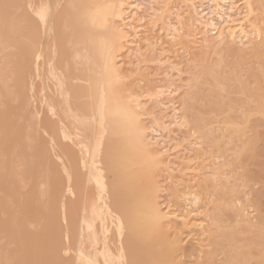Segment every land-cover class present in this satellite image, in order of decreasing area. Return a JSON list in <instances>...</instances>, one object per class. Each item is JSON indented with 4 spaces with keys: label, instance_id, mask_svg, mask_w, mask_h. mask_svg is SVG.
Returning a JSON list of instances; mask_svg holds the SVG:
<instances>
[{
    "label": "bare ground",
    "instance_id": "1",
    "mask_svg": "<svg viewBox=\"0 0 264 264\" xmlns=\"http://www.w3.org/2000/svg\"><path fill=\"white\" fill-rule=\"evenodd\" d=\"M125 1L0 0V264H180L182 241L171 236L168 221L181 219L182 225L198 227L208 235L209 230L203 229L198 219L190 223L189 214H184L187 211L178 215L161 207L158 172L162 167H170L168 163H177L171 158L167 163L161 151L152 149L147 128L139 117L140 96L127 86V77L117 64V52L124 48L125 41L129 42V34L122 28L128 25L125 12L129 9H124ZM187 1L197 9L192 0ZM244 1L248 9L246 20L251 23L249 16L255 13L256 0ZM220 3L215 5L218 7ZM140 5L137 3L136 8H141ZM228 13H224L226 18L232 15ZM202 14L197 19L193 16L196 20L192 21L205 27L201 30L204 34L200 32L204 44L210 42L208 33L213 29H217L213 36L220 44L249 36L246 25L238 20L236 23L235 17L220 29L214 16L206 14L210 18L204 19ZM128 27L135 36L141 30L133 24ZM173 30L174 36H180V29ZM199 44L202 47L203 43ZM163 90L156 89L154 95L158 93L155 95L158 98L165 93ZM194 93L189 97L193 103L201 100V104H206L203 96L207 94ZM214 94L208 95V104L219 103ZM176 111L175 117L180 114ZM195 120L196 127L204 125L201 108ZM236 127L242 137L244 126L238 123ZM68 137L76 142L75 147L69 145ZM257 140L253 143L243 139V147L236 151L238 158L248 146L255 149ZM56 150L61 155L59 160L54 157ZM178 169L185 173L184 169ZM199 178L202 177L196 179ZM204 178L206 184L215 180L207 183L208 178ZM25 182L31 184L27 191L22 190ZM191 183L187 185L188 192L183 193L184 200L186 205L196 206L202 195ZM200 185L197 181L198 188ZM101 201L103 205L97 203ZM216 211L221 215V211ZM219 215L215 217L217 223L226 217ZM224 234L220 238L226 237ZM215 242L212 238L207 243ZM231 247L229 250H233L234 246Z\"/></svg>",
    "mask_w": 264,
    "mask_h": 264
},
{
    "label": "rangeland",
    "instance_id": "2",
    "mask_svg": "<svg viewBox=\"0 0 264 264\" xmlns=\"http://www.w3.org/2000/svg\"><path fill=\"white\" fill-rule=\"evenodd\" d=\"M192 1L198 6L196 10L187 0H126L124 9H129L125 12L127 13V15L125 14L127 17L125 21L128 25H122L123 27H121L125 33L127 32L126 35L129 34L130 37H127L129 42H124L127 48L124 46L121 51L117 52V64L128 78L125 79L127 86L131 89L134 88L138 92L135 93L140 96L138 98V101H141V106L138 107L139 117L147 128V135L149 134L147 137L152 149L155 148V151H161L167 163L170 158L177 163L173 165L172 162L173 166L168 163L170 167H162L158 172L159 201L162 203V209L175 212L178 215L189 214L190 223L198 219L199 222L197 221V223L201 222L204 226L203 229L209 230V232L206 230L208 232L206 236L198 227H194V229L192 226L182 225L181 219L168 221L170 224L167 223V227L170 228L171 236L180 237V241H182L181 252L179 251L178 254L179 263L264 264V0H256L255 13L253 12L249 16L251 23L246 20L245 15H247L248 9L244 0ZM129 2H131V5ZM217 2H221L219 8L215 5ZM137 3L138 5L141 3V8H136ZM132 4L134 7L130 8V6H133ZM231 6L234 11H231ZM217 8L218 10H215ZM227 8L228 10L231 8L230 11L226 10ZM214 10L216 13L218 11V16L219 14L223 15V18L219 17L218 19L217 14L212 12ZM195 11L204 12V14L201 13L203 17L205 15L204 19L214 16L213 19L217 23L216 27L220 29L228 24L227 20L235 17L236 19H232H235L236 23L238 20V23H244V27L246 25L245 30L247 29V34L250 32L249 36H239L235 40L227 38L228 42L223 41L220 44V41L214 38L217 29L210 31L211 27H209L210 32L208 35L211 44H204L205 42H202L201 37L204 34L202 31L205 30V27L201 23L192 21H195L201 15H195ZM224 13L232 15L230 18H226ZM129 14L130 16H128ZM206 14H209L210 17ZM181 20L182 23H179ZM254 22L256 25H254ZM194 23H197V25ZM129 24L136 25L137 30L141 29L136 36L133 30L128 27ZM190 24L196 26L193 27ZM174 28L180 29V36L177 34L174 36ZM260 29L262 33L259 32ZM200 32L203 33L201 37ZM195 33L198 34L197 37ZM185 34L187 35L185 36ZM197 38L200 40H196ZM239 38L242 40L240 42L244 43L241 44L238 41ZM212 40L213 42H211ZM247 40L251 42L248 43ZM149 43H152V45ZM199 43H203L202 47ZM256 44L260 46L257 45L256 47ZM186 45L190 52L187 50ZM196 46L201 48L198 47L196 50ZM254 48L257 49V52L254 51ZM238 49H242V51H238ZM166 57H170L169 61ZM174 60L179 66L175 64ZM252 72L253 76L251 75ZM198 73L201 76L197 75ZM201 82L202 84H200ZM199 84L200 88L198 87ZM170 86L172 87L170 88ZM156 87L164 89L165 92L158 95V98L155 96L158 93L155 92L154 95L153 92L156 89L159 91ZM168 87L170 89L166 90ZM249 89H251L250 92ZM194 92L201 93L200 95L207 94V97L215 93L214 100L219 101V103L208 104L206 95L203 96V98H206V104H201V100L197 101L198 99L197 102L193 103L191 98L195 95ZM209 92L211 93L209 94ZM151 94L154 96L150 97ZM183 99L187 101L186 104L183 103ZM175 108L180 110L176 111ZM200 108L206 123L203 126L198 125L200 128L202 127L201 129L198 126L196 127L195 122V115L197 117ZM175 111L176 114L180 113L176 117ZM178 116L182 118L181 121ZM185 116L186 118L183 120ZM185 119L188 121L186 124L184 123ZM238 123L244 126L242 137H239V131L236 127ZM240 138L251 140L253 143L256 138L259 140L256 141L255 149L248 146L239 159L236 151L243 147V141ZM71 140V137L67 138L69 145L75 147L76 142ZM56 151L58 155L59 151ZM57 155L54 152L55 159L59 160L61 157L60 152V156ZM176 165L179 166L175 168ZM178 168L184 169L182 172L184 171L186 175L183 176L184 174ZM191 173L192 175H190ZM194 174L197 176L195 177ZM189 175L194 177L192 183L189 181ZM198 177H202L199 178L200 181L197 180ZM204 177L208 178L207 183L212 178H215V180H211L212 183L206 184ZM188 181L193 187L196 185L194 187L196 190L201 191L202 201L197 203L196 206L187 204L188 207L186 205L187 201L184 200L185 195L183 193L189 190H187V185L190 184H188ZM197 181L199 184L201 183L199 188ZM23 186V191L29 190L31 184L27 183L26 185L25 182ZM215 200L217 202H214ZM97 203L103 205L102 201ZM214 206H216V209ZM216 210L221 211V215L224 214L226 217L219 215ZM183 211L188 213L183 214ZM214 212L217 213H215V216L213 215ZM216 215L222 217L221 222L218 221L217 223ZM219 216L218 218H220ZM212 219L216 220L213 222ZM196 229L198 230L196 231ZM224 230L228 232L226 231V233ZM229 231L231 235L233 234V237H231ZM222 233H225L226 237L229 234L227 238L230 239L227 241L226 237L222 236L225 240L223 241L220 238ZM210 237L216 241L212 245L207 243L211 241ZM217 242L221 244L218 245ZM201 244L204 248L200 246ZM231 246H234L233 250L230 249L232 251L229 250ZM62 256L69 258L68 254L62 253ZM70 261L74 262L73 258Z\"/></svg>",
    "mask_w": 264,
    "mask_h": 264
},
{
    "label": "snow or ice",
    "instance_id": "3",
    "mask_svg": "<svg viewBox=\"0 0 264 264\" xmlns=\"http://www.w3.org/2000/svg\"><path fill=\"white\" fill-rule=\"evenodd\" d=\"M133 7H134V5H133ZM41 19L43 20V19H45V17L43 15H41Z\"/></svg>",
    "mask_w": 264,
    "mask_h": 264
}]
</instances>
